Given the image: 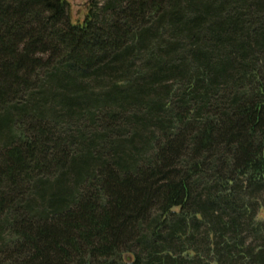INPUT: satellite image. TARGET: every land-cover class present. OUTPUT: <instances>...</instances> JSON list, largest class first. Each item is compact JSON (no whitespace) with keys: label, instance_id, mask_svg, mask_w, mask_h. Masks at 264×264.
Instances as JSON below:
<instances>
[{"label":"trees","instance_id":"16d2710c","mask_svg":"<svg viewBox=\"0 0 264 264\" xmlns=\"http://www.w3.org/2000/svg\"><path fill=\"white\" fill-rule=\"evenodd\" d=\"M0 264H264V0H0Z\"/></svg>","mask_w":264,"mask_h":264},{"label":"rangeland","instance_id":"374dc122","mask_svg":"<svg viewBox=\"0 0 264 264\" xmlns=\"http://www.w3.org/2000/svg\"><path fill=\"white\" fill-rule=\"evenodd\" d=\"M69 5V13L72 22H81L88 9L92 7L96 9V6H100L105 0H66Z\"/></svg>","mask_w":264,"mask_h":264}]
</instances>
